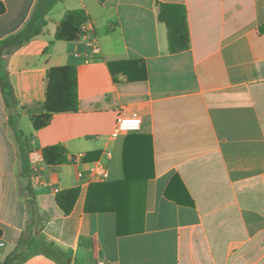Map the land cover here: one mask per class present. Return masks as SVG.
Wrapping results in <instances>:
<instances>
[{
	"label": "crops",
	"instance_id": "crops-1",
	"mask_svg": "<svg viewBox=\"0 0 264 264\" xmlns=\"http://www.w3.org/2000/svg\"><path fill=\"white\" fill-rule=\"evenodd\" d=\"M159 1L187 7L189 50L169 52L157 0H64L45 33L10 58L18 105H6L0 85V264L29 223L27 141L31 182L50 217L43 237L65 256L24 264H264V0ZM37 2L0 0V41L24 28ZM79 9L91 17L88 34L57 41L64 15ZM59 66L78 68L79 112L36 131L30 116L45 112L49 72ZM120 115L141 117V130L114 135ZM58 144L70 162L47 166L42 151ZM126 150L141 167L152 160L154 176L143 232L119 235L115 212L86 207L93 184L126 179ZM72 188L81 193L66 216L56 195Z\"/></svg>",
	"mask_w": 264,
	"mask_h": 264
},
{
	"label": "trees",
	"instance_id": "trees-1",
	"mask_svg": "<svg viewBox=\"0 0 264 264\" xmlns=\"http://www.w3.org/2000/svg\"><path fill=\"white\" fill-rule=\"evenodd\" d=\"M64 0H38L31 18L24 28L0 41V85L6 105H18L15 90L10 79L9 62L12 55L24 45L45 33L48 26L47 17L55 5ZM158 19L167 28L169 52L172 55L180 54L191 48V32L188 21V10L184 4L164 3L157 0ZM6 12L5 5L0 3V16ZM91 22L86 10L68 11L55 34V39L62 42H75L82 37V28ZM264 33V26L261 28ZM115 82L116 72L114 63L109 64ZM144 69V76L146 73ZM80 108L79 74L76 66H59L51 68L48 77L45 112L30 116V122L36 131L48 128L56 115L77 113ZM22 137V133H18ZM28 141L24 143L22 151L23 178L27 184L23 186L27 198L29 223L16 249L9 255L3 264H24L35 255H46L57 261L65 253L54 243L43 237L46 223L50 220L46 212H42L38 195L31 182ZM47 166H59L70 162L67 149L61 145L47 146L42 151ZM125 151L126 179L119 183L93 184L87 201V212H115L118 216L119 235H132L143 232L145 214V187L146 181L154 176L153 161L149 168L145 164L141 167L134 162V157ZM80 188H72L58 192L56 203L62 212L70 215L79 199ZM187 194V192H186ZM189 204L192 200L187 194ZM167 197L178 203V198L167 192Z\"/></svg>",
	"mask_w": 264,
	"mask_h": 264
},
{
	"label": "built area",
	"instance_id": "built-area-1",
	"mask_svg": "<svg viewBox=\"0 0 264 264\" xmlns=\"http://www.w3.org/2000/svg\"><path fill=\"white\" fill-rule=\"evenodd\" d=\"M86 34H88V29H87V25H84L82 28V37L85 36ZM90 44L95 54L101 53V49L96 39H92ZM86 62H90V60L87 59ZM142 124H143V120L141 117L120 115L114 127V135L117 136L124 132H138L141 130ZM3 246L4 243L0 242V248ZM100 264H104V263L102 262Z\"/></svg>",
	"mask_w": 264,
	"mask_h": 264
}]
</instances>
